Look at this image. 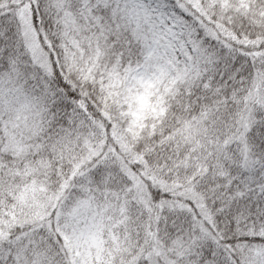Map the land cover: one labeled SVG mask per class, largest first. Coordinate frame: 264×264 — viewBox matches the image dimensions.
Segmentation results:
<instances>
[{"label": "snow or ice", "instance_id": "snow-or-ice-1", "mask_svg": "<svg viewBox=\"0 0 264 264\" xmlns=\"http://www.w3.org/2000/svg\"><path fill=\"white\" fill-rule=\"evenodd\" d=\"M0 264H264V0H0Z\"/></svg>", "mask_w": 264, "mask_h": 264}]
</instances>
